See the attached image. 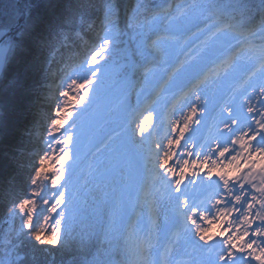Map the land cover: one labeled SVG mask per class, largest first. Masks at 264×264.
<instances>
[{"label":"snow or ice","instance_id":"snow-or-ice-1","mask_svg":"<svg viewBox=\"0 0 264 264\" xmlns=\"http://www.w3.org/2000/svg\"><path fill=\"white\" fill-rule=\"evenodd\" d=\"M35 7L0 8V72L31 46L43 58L36 70L52 79V66L73 60L88 33L95 41L57 91L45 150L30 166L24 153L0 160L8 225L0 264H178L179 254L187 257L179 264H264V0H196L175 12L147 0L128 8L75 0L55 16ZM110 65L137 97L124 109L126 139L115 129L101 135ZM240 68L247 76L233 87ZM168 96L177 118L155 139V106ZM217 108V135H199ZM143 172L162 184L173 215L163 227L152 217L136 225L123 258L102 259L99 238L133 228L125 197L144 184Z\"/></svg>","mask_w":264,"mask_h":264},{"label":"trees","instance_id":"trees-1","mask_svg":"<svg viewBox=\"0 0 264 264\" xmlns=\"http://www.w3.org/2000/svg\"><path fill=\"white\" fill-rule=\"evenodd\" d=\"M15 4L23 6L26 3L35 5L34 12L41 16H55L65 11L75 0H10ZM150 6L171 8L175 12L180 6L187 3H194L196 0H147ZM126 8L133 6L136 0H120ZM55 6V7H54ZM161 27H167V22L162 21ZM85 43L79 46L76 57L66 65L59 67L52 66V79L44 71H37L38 64L44 67L40 53L33 47L26 46L16 58L10 62L6 72L0 76V160L7 159L12 161L13 157L19 153H24V160L30 166L37 153L45 148L48 141L45 136V128L50 127L49 116L54 115L55 97L58 86L52 83L66 80L69 72L78 67L87 51L86 45H93L95 33H88L85 36ZM58 84V85H59ZM144 104L141 105L143 107ZM39 148V149H38ZM28 169L25 168L23 175H27ZM17 194H22L19 189L23 187L22 177L17 176ZM141 200L143 199L140 197ZM131 214L138 213L137 207ZM7 213L3 203H0V231L5 229L4 223ZM118 219V217H117ZM136 231L128 229L121 237L113 240L111 235L99 238L98 247L101 252L107 249L108 255L102 259L113 260L122 259L121 249L124 244L132 245L135 243Z\"/></svg>","mask_w":264,"mask_h":264},{"label":"rangeland","instance_id":"rangeland-1","mask_svg":"<svg viewBox=\"0 0 264 264\" xmlns=\"http://www.w3.org/2000/svg\"><path fill=\"white\" fill-rule=\"evenodd\" d=\"M13 4L10 0H0V8H3L5 5ZM110 69L112 70V81L114 84V87L112 88V91L110 94L105 98L103 108L105 111L109 113L108 120L104 122L103 124V131L101 132V135L104 134V132H110L113 129L116 130L120 134V137L122 139L127 138V126H128V113L124 109L128 104H131L133 106H137V97L134 93H132L127 85L120 83L118 80V76L115 72V65H110ZM74 70V69H73ZM73 72V71H72ZM70 73V75L72 74ZM2 75V72H0V76ZM77 75H82V73H77ZM70 82V81H69ZM54 87L58 86V90H62V84L60 86L59 81L56 80L54 83H52ZM59 84V85H58ZM71 95V93H70ZM92 93H90L91 97ZM56 98V97H55ZM87 99H85V102H87ZM171 100V99H170ZM167 99V97H163L160 99V101L155 106V113L154 117L156 119L157 126L159 127L160 131L158 134L163 133L167 130V121L168 118L166 117V114L168 113V110L170 108V103ZM143 103V99L141 98V104ZM174 103V102H172ZM171 103V104H172ZM176 105V102L175 104ZM160 121H163V124L161 125ZM69 124H71V121H69ZM65 127H68V125H65ZM63 131V130H62ZM47 128H45V136H46ZM59 136V134H57ZM157 134H154V138L156 139ZM46 139H48V134L46 136ZM150 143V141H149ZM46 147V144H45ZM55 147V145H53ZM39 149V148H38ZM45 150V148L43 149ZM121 168L127 167L126 161H121L120 164ZM145 177L144 184L142 186H138L137 189L133 190L130 196H126L125 200L126 203L124 205L125 211L129 214L135 209L137 198H139V207H137L138 214H136L133 218V228L132 232L138 233L139 228H136V225H139L140 228L144 227L147 219L149 217L155 218L156 222L163 227L164 217L173 215V211L171 213H166L165 216L163 215V210L159 206L160 200V190L164 192V187L162 184L157 183L156 177L151 175L149 177L147 172L142 173ZM41 188L45 189L47 191V188L44 184H41ZM146 189V194H145ZM139 196L143 197V200ZM137 204V203H136ZM38 205V210H39ZM16 226H19V220L17 219L15 221ZM8 225L6 224L7 228ZM135 229V231H133Z\"/></svg>","mask_w":264,"mask_h":264},{"label":"bare ground","instance_id":"bare-ground-1","mask_svg":"<svg viewBox=\"0 0 264 264\" xmlns=\"http://www.w3.org/2000/svg\"><path fill=\"white\" fill-rule=\"evenodd\" d=\"M246 76H247L246 68H240L230 78L229 83L233 87H239L243 83V81L245 80ZM174 104H175V102L170 104V108L168 110V113L166 114V117L168 118L167 125H168L170 119L174 120L177 118V117L172 115L173 108L176 106ZM237 105H238V101H237ZM221 119H222V117L220 115L219 108H217L215 111H209V113L205 117L206 126H205V128L201 129V132L199 133V135H203L205 138H210L212 136L217 135L216 126L218 124H220ZM164 133H165V131L163 133L157 134L156 139H163ZM160 192L161 193L159 195V200H160L159 206L164 211L163 215L165 216V214L167 212L171 213L173 211V209L164 207V202H165L164 192H162L161 190H160ZM176 260L179 264V262H181V261H186L187 257L184 256L183 254H179L176 256Z\"/></svg>","mask_w":264,"mask_h":264}]
</instances>
